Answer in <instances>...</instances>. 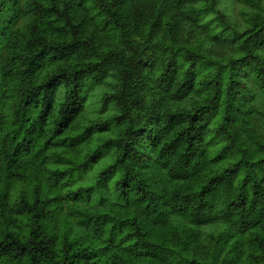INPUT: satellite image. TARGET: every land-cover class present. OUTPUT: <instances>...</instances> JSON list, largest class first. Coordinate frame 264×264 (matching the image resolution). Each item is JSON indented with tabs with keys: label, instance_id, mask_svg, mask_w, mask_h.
<instances>
[{
	"label": "trees",
	"instance_id": "1",
	"mask_svg": "<svg viewBox=\"0 0 264 264\" xmlns=\"http://www.w3.org/2000/svg\"><path fill=\"white\" fill-rule=\"evenodd\" d=\"M229 1L0 0V264L264 246V0Z\"/></svg>",
	"mask_w": 264,
	"mask_h": 264
},
{
	"label": "rangeland",
	"instance_id": "2",
	"mask_svg": "<svg viewBox=\"0 0 264 264\" xmlns=\"http://www.w3.org/2000/svg\"><path fill=\"white\" fill-rule=\"evenodd\" d=\"M220 5L225 7L224 10L229 15H236L237 11L240 9L241 5L237 1L230 2L229 0H219ZM231 3L229 5V3ZM227 6V7H226ZM99 95V88L97 86L92 87L87 91V103L83 109V116L81 117V123H86L89 119H93L94 115L98 113V110L95 107V102L97 100V96ZM92 170L90 167L85 170L78 180H88L91 177ZM209 229L205 231H209ZM120 236V231L116 237ZM242 261L240 264H262L264 263V246H258L254 242H251L246 251L243 253Z\"/></svg>",
	"mask_w": 264,
	"mask_h": 264
}]
</instances>
